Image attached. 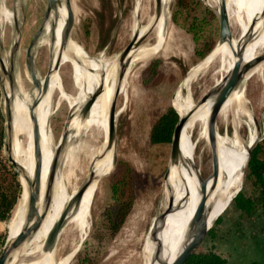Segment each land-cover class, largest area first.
I'll list each match as a JSON object with an SVG mask.
<instances>
[{"label":"bare ground","instance_id":"bare-ground-1","mask_svg":"<svg viewBox=\"0 0 264 264\" xmlns=\"http://www.w3.org/2000/svg\"><path fill=\"white\" fill-rule=\"evenodd\" d=\"M160 2L161 11L157 17L154 13L155 0H134L132 28L139 36L146 34V38L139 47L131 50V62L124 69L120 79L121 66L118 62L126 46L112 61L105 60L106 54L102 52L94 58L88 59V57L85 61H80L78 57H85L86 54L82 48L70 42L71 33L69 32L72 20L66 0H59L55 9L49 13L43 24L42 34L33 49L35 51L41 44L48 47L50 57L46 74L49 81L46 92L40 94L39 89L33 87V91L29 93L21 89V85H15L17 88L12 96L10 91L6 90L7 96L10 97L12 118V129L8 141L11 156L20 168L19 181L22 187L20 200L9 220L8 241L15 239L28 226L26 221L27 181L33 179L36 160L32 137L33 120L36 121L39 136L37 146L39 170L34 178L36 182L38 180L40 189L39 211L46 206L39 228L20 248L12 252L9 264H69L75 249L86 235L97 183L105 176L115 152L114 146L107 148L109 105L115 89L119 90V95L125 92L126 77L132 66L137 61L157 53L165 41L172 0H160ZM206 3L216 10H226L229 20L236 22L238 32L236 35L232 34L231 38L223 43L218 41L199 64L197 63L198 66L193 72L185 80V77L182 79L174 93L175 105L179 111L173 103V95L172 106L178 114L174 139L180 141L179 157L177 162L168 166L163 178L160 211L165 209L167 211L164 218L157 221L154 226V238L149 233L144 238L142 256L144 264H170L174 261L192 239L190 223L202 199H205L206 224L207 226L214 224L240 189L247 150L261 133L260 123L249 107L244 87L254 75L264 79V0H206ZM2 13L6 15L4 9ZM65 59L73 63L74 76L79 82V92L74 97L69 96L61 86L58 68L55 65L56 61L60 64ZM236 61H239L243 71L252 61L257 63L245 73L241 85L222 104L225 78ZM4 63L7 65L5 59ZM31 63L30 67L37 76ZM214 65H216L215 68ZM211 69L218 77L216 82L194 102L191 97L192 87L204 73ZM28 74L32 80L30 73ZM40 81L42 83L43 80ZM54 91H58L59 99L67 100L70 107L64 128V145L58 157L49 122L51 97ZM92 93H95V98L83 114L82 108ZM37 97H39L38 103L34 107ZM221 104L218 119L231 128V133L221 134L216 130L215 139L210 142L208 121L214 110ZM196 124L201 126V133L198 138H193L192 131ZM242 130L246 131L245 137L240 136ZM200 139L204 144L201 150L195 147ZM204 152H208L210 156L207 168L202 162ZM56 158L62 170L75 167L78 160L85 162L88 167L85 171L86 175L84 174L85 181L89 178V173L93 175L78 205L69 210L63 227L73 226L78 233L79 243L60 258L56 257L57 247L50 253L40 251L47 233L78 186L68 190L64 180L68 182L69 178L62 175V172H57L58 170L52 182H49L50 170ZM204 171L208 173L206 176L203 175ZM47 191H49L48 201Z\"/></svg>","mask_w":264,"mask_h":264},{"label":"rangeland","instance_id":"rangeland-1","mask_svg":"<svg viewBox=\"0 0 264 264\" xmlns=\"http://www.w3.org/2000/svg\"><path fill=\"white\" fill-rule=\"evenodd\" d=\"M70 1L75 17L70 42L82 48L86 54L85 57H78L80 61H85L88 57L94 58L101 52L106 54L105 60L112 61L131 38L134 0ZM45 7L46 0H0V44L3 47L0 55L7 63L9 62L11 47L18 36L17 50L13 56L15 85H21V89L29 93L33 91L34 86L26 67L25 52L43 22ZM2 9L6 15H3ZM214 11L216 9L210 7L206 0H172L166 37L161 49L132 66L126 77L125 92L118 96L116 165L108 176L106 175L112 168V160L105 166L104 171L110 163L105 173L106 177L99 181L93 196L87 233L79 243L78 233L74 227L71 225L65 227L55 246L57 258L70 252L79 243L69 264H81L78 261L79 257L86 256L88 262L84 264H144L143 242L156 214L155 211L162 202L163 175L168 167L170 149V143L151 144L150 130L153 122L165 113L168 107L173 108L172 98L174 95L175 104L174 93L182 79L185 77V80L193 72L218 42L219 25ZM143 16L144 14L142 18ZM71 20L73 21L72 13ZM15 27H18L17 30ZM237 32L236 22L232 21L231 33L236 35ZM14 34L18 35L13 36ZM206 48L207 51L200 56ZM49 57L45 44L37 46L35 51H32L30 63L32 62L39 80H43L47 73ZM152 69L154 73H151ZM212 70L204 73L192 87L191 97L194 102L216 82L218 77ZM57 73L66 93L71 97L76 96L79 92V82L74 76L73 63L65 59L60 63ZM4 82V75L0 71V113L3 117L4 132L1 157L6 163L4 164L15 172L5 151L8 108L5 104ZM245 88L249 107L260 123V134L263 138L259 144L264 140V79L254 75L247 81ZM59 98L58 91H54L51 97L49 122L55 145L65 128L70 111L69 102ZM217 130L221 134L231 133V128L219 119ZM192 132L193 138H198L201 126L196 124ZM245 135L246 131L242 130L240 136ZM203 145V140L200 139L195 147L203 149ZM209 160V153L204 152L202 162L206 168ZM87 168L85 162L78 160L73 168L59 169L62 175L69 178L68 182L64 180L68 190L83 183ZM127 168L131 174L127 189H132L133 204L120 229L112 236L109 234L110 222L107 219L108 212L116 206L112 185L116 180L125 177ZM247 170L248 166L244 170L241 192L249 194L250 189H246L245 185ZM15 174L19 181V174L17 172ZM207 174L203 172L204 176ZM21 192L22 187L17 203ZM253 198L255 208L250 215L237 210L233 201L227 205L209 230L213 231L215 238L208 232L203 239L200 245L203 250L213 246L214 251L228 259V264L253 262L264 264V207L256 194H253ZM8 224L9 221H5V226L0 232L2 234L0 253L9 236Z\"/></svg>","mask_w":264,"mask_h":264},{"label":"water","instance_id":"water-1","mask_svg":"<svg viewBox=\"0 0 264 264\" xmlns=\"http://www.w3.org/2000/svg\"><path fill=\"white\" fill-rule=\"evenodd\" d=\"M59 0H46V7L43 15V22L41 26L39 27L37 33L33 36L31 42L29 43L28 47L26 48L25 52V63L26 67L29 69V73L32 77V84L35 88L39 89L40 94H44L47 90L48 87V81L49 77L48 74L45 75L43 78V81L39 80V78L36 76L34 71L30 67V60L32 56V51L37 43V40L42 34L43 31V24L46 21L49 13L55 9L57 6ZM67 6L69 10L72 13L73 17V24L75 22V17L73 13V9L71 6V1L66 0ZM172 4V3H171ZM171 6V5H170ZM161 11V2L160 0H155V5H154V13L155 16H159ZM216 15L218 18V25H219V34H218V41L221 43L229 40L231 38V21L229 20L228 14L226 10L224 9H218L216 10ZM132 17H133V11H132ZM18 27H15V30H17ZM72 28L69 33L72 32ZM18 35V34H17ZM146 34L143 36H139L136 31L132 30V35L127 43L124 53L122 57L120 58V61L118 62L121 66L120 71H119V79L122 78L124 69L128 66V64L131 62L130 58V52L131 50L136 49L141 45V43L145 40ZM17 40L18 37L16 38L14 45L10 51V61L5 65L4 63V58L0 55V71L4 75L5 79V104L7 105L8 108V116L6 119V135H7V144L5 145V151L8 154V161L14 168L15 172L20 174V168L18 167L17 162L12 158L11 152H10V146H9V135L10 131L12 129V118H11V104H10V97L7 96L6 90L10 91V94L12 96L13 92L15 91V80H14V60L13 56L16 53L17 50ZM3 47L0 44V52L2 51ZM138 62V61H137ZM257 63V61H252L249 63L247 69L243 71L242 66L240 65L239 61H236L233 66L231 71L226 75L225 78V89H224V101L227 99V97L235 90L237 87H239L243 81V77L245 73ZM55 65L57 68H59V61L55 62ZM246 84V83H245ZM246 87V86H245ZM244 87V91H246ZM97 91V90H96ZM95 91V92H96ZM119 96V90L115 89L112 101L109 105V130H108V144L107 148H110L111 146H114L115 152L113 154L112 158V168L110 172L106 175H110L112 171L114 170V167L116 165V117H117V99ZM95 98V93H92L87 101L85 102L83 108H82V113H86V111L89 109L91 103L93 102ZM39 97L36 98L34 107L37 106ZM221 105H219L213 112V115L211 116L210 120L208 121V137L209 141L212 142L215 139V133L217 130V119L219 115V111L221 109ZM173 107V106H172ZM174 109V108H173ZM175 111V110H174ZM178 123V121H177ZM177 123L174 126L173 133L171 136V141H170V149H169V159H168V166L173 165L175 162H177L178 157H179V150H180V141H177L174 139V134L177 128ZM218 131V130H217ZM32 137H33V149H34V155H35V166H34V171H33V179L27 181L28 185V198H27V209H26V221L28 223V226L23 229L22 232L18 234V236L13 239L12 241H8V239L5 242V245L2 248V251L0 253V264H9L12 256V252L18 248H20L23 243L30 237V235L35 232L39 226L41 221L43 220L44 217V212L46 210V206L42 208L41 211H39L38 208V201H39V194H40V189H39V183L38 180L36 182L35 176L39 170V163L37 162V152H38V133H37V126H36V121L33 120V131H32ZM64 138H65V133L64 129L61 134V137L59 138V141L56 145V155L57 157L61 153L64 145ZM263 138L261 134L258 135V138L253 142V144L248 148L247 154H246V160H245V167L242 169L243 175H244V170L249 164L250 156L253 151V149L256 147L258 142ZM58 158L54 159L51 170H50V175H49V182H52L53 178L55 177L56 171L59 172V167L61 164H58ZM60 165V166H59ZM168 169V167H167ZM167 172V170H166ZM163 175V178L166 175ZM104 176V177H106ZM89 178L77 188L76 192L72 196L71 200L68 202V204L64 207L62 212L60 213L57 221L52 225L50 231L47 233V236L44 241L43 248L40 252H45V253H50L53 248H55L57 240L61 234V231L64 229L63 227L65 226V223L68 218V212L71 210L73 207H76L81 200L84 192L86 191L90 179L93 177L92 173H89ZM102 177V178H104ZM100 178V180L102 179ZM99 180V181H100ZM99 183V182H98ZM97 183V185H98ZM49 189V186H48ZM243 189V182L241 184L240 189L237 191V193L234 195L231 201L235 199V197L241 192ZM47 201H48V194L49 191H47ZM167 209L164 211H160V207L156 212V215L154 216L147 234L149 233L151 237L154 238V226L156 225L157 221H161L164 216L166 215ZM212 226H207L206 220H205V199H202L199 204L197 205L195 212L193 214L191 223H190V230L192 234V239L190 243H188L184 249L180 252V254L174 259V261L170 264H184L189 257L197 250V248L201 245L203 239L207 236L209 230L211 229ZM146 234V235H147Z\"/></svg>","mask_w":264,"mask_h":264},{"label":"trees","instance_id":"trees-1","mask_svg":"<svg viewBox=\"0 0 264 264\" xmlns=\"http://www.w3.org/2000/svg\"><path fill=\"white\" fill-rule=\"evenodd\" d=\"M207 49L208 48L200 53V56L204 55ZM152 71L151 73L155 72L154 69H152ZM175 107L179 111L176 105ZM177 121L178 114L173 108L168 107L165 113L161 114L152 124L150 130L151 144L170 143L173 129ZM3 135V117L0 113V169H2L0 170V221L5 222L9 221L11 218L14 207L19 198L21 187L19 184L20 181L17 180L15 172L11 167L5 165L6 163L1 157ZM130 177L131 174L127 168L125 177L121 180H116L112 185V192L116 206L111 208L107 216V219L110 222L108 228L111 233L109 234L112 236L120 229L133 204L132 189H127ZM245 185L247 187L246 189H250L251 194L240 192L233 200V205L242 213L250 215L255 208L253 194L257 195L264 207V140L260 142L251 153ZM1 235L2 234H0V240L2 239ZM209 235L212 238H215L213 231L209 232ZM84 252H86V249ZM78 261L81 264H84L88 262V257H79ZM184 264H228V259L224 257L223 254L214 251L213 246L206 250H203L202 246H199ZM251 264L260 263L253 262Z\"/></svg>","mask_w":264,"mask_h":264},{"label":"crops","instance_id":"crops-1","mask_svg":"<svg viewBox=\"0 0 264 264\" xmlns=\"http://www.w3.org/2000/svg\"><path fill=\"white\" fill-rule=\"evenodd\" d=\"M4 226H5V222L0 221V232L3 230Z\"/></svg>","mask_w":264,"mask_h":264}]
</instances>
